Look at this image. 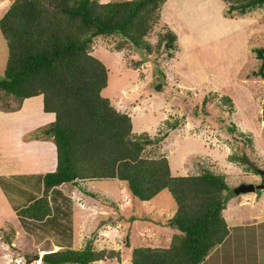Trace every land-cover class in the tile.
Listing matches in <instances>:
<instances>
[{
    "label": "rangeland",
    "instance_id": "374dc122",
    "mask_svg": "<svg viewBox=\"0 0 264 264\" xmlns=\"http://www.w3.org/2000/svg\"><path fill=\"white\" fill-rule=\"evenodd\" d=\"M12 1L0 0V17ZM166 1L161 8L159 21L153 23L152 31L147 37L152 45L150 51L135 47L129 40L124 41L118 33L97 35L93 38L91 52L108 68L107 85L101 93L109 98L114 107L129 113L135 132L145 130L152 136L162 135L168 128V123L178 121V126L167 130V135L161 141L146 147L145 155L165 154L173 174L196 173L205 168L224 172L229 185L228 190L224 191L227 195L225 203L227 208L229 205L230 207L223 215L233 225V215L236 218H245L256 211H261L262 214L264 208V191L261 192L260 189H264V186L251 191L234 192V187L242 182L259 184L260 172L255 173L252 166L228 157L232 152L245 154L253 161V167L264 170V77L253 73L259 68L261 61L253 47L264 46V5L249 13L240 14L235 11L229 14L223 0ZM166 25L177 34V47L173 50V56L168 55L161 42L158 43L159 34L165 31ZM118 45L120 48H117ZM7 55L8 46L0 30V78L4 74ZM162 72L165 76H162ZM158 81L162 83L161 91L153 88ZM223 95H228L231 101L222 98ZM22 101L0 89V167L4 166L0 171L24 170L32 166L38 168L31 164L32 158L26 154V150L31 151L36 144L20 143L26 137L25 131L20 134L19 127L16 126L18 122L15 125L12 120L24 112L26 105L36 109L35 116L41 112L40 120L43 104L40 95ZM30 101L32 103L28 104ZM42 121L47 122L45 118ZM30 133L35 135L41 131L34 129ZM33 138L35 136L30 140H34ZM15 140H19L21 144L17 146L19 151L13 152L11 159H5L10 155L6 151V144L10 145ZM22 151L23 158L15 156H19ZM33 177L37 176L18 178H21L20 183L23 182L21 187L28 184L27 187L35 194L38 192L39 182ZM6 183L11 187L9 182ZM79 183L90 192L80 188V185L65 182L59 184L52 197L69 211L74 206V222L75 219L88 216L89 213L86 214L85 211L90 209L91 218L121 221L119 231L114 234L120 244L125 242L126 228L132 221L127 216H133L137 222L147 225L148 220L144 219L150 208L148 215L151 212L156 217L157 224L167 226L164 230L161 225L153 223L152 227L157 229H153L148 235L163 232L165 236L161 240L148 239L150 243L166 245L172 236L169 235L170 229L177 232L175 227L165 221L173 211L166 213V210L176 207L167 189L161 190L148 200H140L130 194L125 181L117 178L92 179ZM255 191L259 196L253 204L250 197ZM91 192H96V195ZM6 194L10 195V192ZM244 199H248L247 202L241 203ZM111 201L114 202L113 205L110 204ZM128 201H131V207L126 204ZM84 203L89 205L87 210L79 207ZM90 203L95 204L91 206ZM117 203L121 206H118L119 209ZM231 206L232 210L235 209L233 215L230 213ZM160 207L165 212L162 215L157 213ZM257 212L255 219L251 220L258 221L252 223L247 228L248 233L239 240V248H246L250 254L248 258L237 259V264H264V220L260 217L262 215L257 216ZM122 216L126 218H121ZM0 226H3L0 232L4 238L7 234L12 236L14 229L18 230L19 245L22 247L19 254L24 261L29 254L37 252L36 246H31L29 241L25 242L26 237L29 239L25 234L27 232L21 228L14 210L9 208L3 196H0ZM35 226L37 239L45 228L51 230V225L48 224L43 229ZM76 229L75 224L74 230ZM231 229L233 233H237L246 227L236 226ZM53 237L58 238L57 235H50V239L41 243L42 246H50ZM85 239L80 244H84ZM130 239L132 245L145 244L131 234ZM81 246L83 245L76 248ZM104 246L119 248L116 245ZM121 249L123 263L131 264L130 252L125 248ZM12 255L15 254L11 253V259ZM102 263L118 262L102 259ZM230 263V260L224 261V264ZM11 264L16 263L13 261Z\"/></svg>",
    "mask_w": 264,
    "mask_h": 264
},
{
    "label": "trees",
    "instance_id": "16d2710c",
    "mask_svg": "<svg viewBox=\"0 0 264 264\" xmlns=\"http://www.w3.org/2000/svg\"><path fill=\"white\" fill-rule=\"evenodd\" d=\"M223 1L229 14H242L264 5V0ZM164 2L13 0L0 17V30L8 46L0 89L21 101L41 95L43 110L54 114L42 132L51 136L55 144V167L43 173L41 194L17 208L16 214L34 220L51 215L49 192L65 182L80 185L89 193L79 182L117 178L125 181L131 195L140 200L167 189L176 208L166 223L177 232L167 245L133 246L131 264H198L229 231L223 215L227 197L224 191L229 186L226 174L209 168L173 174L165 154L145 155L146 147L161 141L167 130L178 126V121L168 123L162 135L133 131L129 113L114 107L102 95L108 68L91 52L95 36L113 33L150 51L152 45L147 37L161 17ZM166 26L158 43L173 56L177 34ZM253 50L261 59L253 73L264 77V46ZM161 87V81L153 85L156 91ZM222 98L231 101L228 95ZM228 157L260 172L245 154L232 152ZM125 243L128 245L127 238ZM113 258L121 260V251L97 248L93 237L86 238L80 248L61 247L42 255L47 264H93L95 260Z\"/></svg>",
    "mask_w": 264,
    "mask_h": 264
},
{
    "label": "crops",
    "instance_id": "0c3cea01",
    "mask_svg": "<svg viewBox=\"0 0 264 264\" xmlns=\"http://www.w3.org/2000/svg\"><path fill=\"white\" fill-rule=\"evenodd\" d=\"M165 2H167V1L165 0ZM253 10L254 9L247 11L245 13H249ZM229 17H233V16L229 15ZM35 96H38V95L29 96V97L24 98L23 100L25 102L27 99H29L31 97H35ZM41 101H42V96H41ZM30 103H32V101L28 102V104H30ZM35 112H36V109L33 106L26 105L24 112L22 114H20L19 116H17L16 118H14L12 120V124L16 125L18 122V124L16 126L19 127L20 134H22L25 131L26 137H25V139H21L20 143H27V145L28 144H34V143L36 144L34 149H33V147L31 148L29 146L32 150L29 151L27 149L26 154L29 158H32L31 164L36 165L38 168L35 169V167L32 166V167L24 169V170L0 171V196H3L6 200L9 208L14 210L15 215L18 219V222L21 225V228L27 232L25 234L29 237V239L26 237L27 241H25V242L29 241V244L31 246H36L37 252H35L34 254H29L27 256V259L24 261L22 255L19 254L20 253L19 251L22 247L19 245V237L17 236L18 230L14 229L13 235L10 236L9 234H7L6 238H4V236H2L1 232H0V264H11L13 261L16 264H47V263H44L42 261V255L44 252H46L48 250H55V249H58L61 247H74V248L79 247L80 245H83L82 243L80 244V241H82L86 237H93L94 244L97 246V248H101V247L114 248V247H108V246H104V245L119 246V248H115V249H119L121 251V260H117L115 258L107 259V260H115L116 262H118L117 264H124L123 263V261H124L123 251H122L123 249H121V247L125 248V250H127V252L131 253V248L133 246H136V245H132V242L130 239V234H131V236H134L135 238H139V241H141L142 243H145V245L146 244L159 245L158 243H153V244L150 243L148 241V239H150V240L151 239L161 240L162 237L165 236V233H163V232L159 233L158 232L156 235H153V234L148 235V234L152 233L154 231L153 229H155V230L157 229V227H152V226H154L153 223H156V225H158V226L161 225V227H163L164 230L166 229L167 226H164L163 224H157V222H156L157 220H155L156 217L153 216V214L151 212H150L151 216L148 215L150 208L146 211L147 215H145V219H144V220H148V222H147L148 224L146 223L147 225H145L144 223H141V222H137V219H135L133 216H127L128 218L131 217V219H132L131 223H129V227L126 228L125 237H124V240L127 238L128 245L125 242H122L119 244L118 239L115 237L114 234L116 233V231H119V229H120L119 226H120V223H122V222L118 221V220H116L115 222H113L111 220L110 221H102V220L100 221L99 218L94 217V216H93L94 218H91V216H90V214L92 213V212H90L91 209L88 211H85L86 214L89 213L88 216H83V218L75 219L76 221L74 222V218H73V216L75 215L74 206H72V211H69V210H67L66 206H63L59 203L60 201L53 200V198H52L54 190L57 191L58 186H60L61 184L54 186L49 192V199H50V203H51L52 210H53L51 215L47 216L43 220H34V219L25 218V217H20L16 214L17 208L27 204L30 200L34 199L35 197H37L41 194V192H42V175L46 170L54 169L55 164H56V148H55V144L52 140V137L49 135H46L45 133L42 132V127L47 125L53 119L54 115L52 112L44 111L43 107H42V112H43L42 114L43 115L41 116V118L39 120V116L41 115V112H39V113L37 112L38 113L37 116H35ZM44 118L47 122L42 121ZM28 126H31V127H28ZM34 129H39L41 131V133L31 135L30 132L34 131ZM33 136H35V138H33L34 140H30L31 137H33ZM18 141L17 140L12 141L10 144L11 147H10V145L6 144V146H5L6 151L10 155H12L13 152L15 153V152L19 151L17 146L20 143ZM32 142H34V143H32ZM23 153H24V151H22V153H20L19 156L18 155H15V156L23 158V156H21V155H23ZM10 155L6 156L5 159L6 158L11 159L14 156V155H12V156H10ZM42 167H44V168H42ZM2 168H4V166L0 167V169H2ZM24 176H27V177L37 176V177H33V178L35 180L38 179L37 180V182H39L38 183V192H36L34 194L32 192V190H30L29 187H27L28 184L26 186L21 187V184H23V182L20 183V181H21V178H24ZM18 177H21V178L19 179ZM6 180H8V181H6ZM24 181L27 182L28 180H24ZM6 182H9V184H11V187H9V185ZM19 186L21 187L20 189H18ZM17 189H18V193H16ZM260 189H261V192H262V190L264 191L263 188H260ZM7 192H10V195H7L6 194ZM55 194H56V192H55ZM258 196L259 195L256 193V191L253 193V195H251L250 199H251V201H254L253 204L257 201ZM255 198H256V200H255ZM247 200L248 199H244L241 201V203L247 202ZM263 202H264V199H263ZM93 204H95V203H93ZM93 204L90 203L91 206ZM126 204H130V207H131L132 203H131V201H128ZM111 205H113V203ZM88 206L89 205H86L85 203H84V205L83 204L81 206L79 205V207L81 209H85V210H87L89 208ZM118 206L119 205L117 203V209H119V207H121V206H119V207ZM229 207H230V205L228 206V208L226 205L225 208L223 209V212L226 213V211L229 209ZM233 207L235 208L234 205H233ZM122 208H124V207H122ZM175 208L171 207L170 210H168V211L166 210V213L171 212L173 210L171 212V214H173ZM256 210H257V208L254 211H256ZM151 211H153V210H151ZM162 211L163 210L161 208L159 210V212H157V213L162 215V213H165ZM234 211H235V209L232 210V206H231L230 213L232 215H233ZM252 211H253V209H252ZM256 212H254L253 215H249L248 217H245V218H241V217L236 218L233 215V217L231 219V222L233 223V225L230 222H227L228 230H229L227 236L220 243L215 245L209 251V253L206 255L205 259H203L198 264H224L225 260H230L231 261L230 264H237L236 263L237 259H244L246 257L248 258L250 252L246 248H242V249L239 248V245L241 244L239 242V240L242 238V235L248 233L247 228L250 227L252 223H255L258 221V220H251V219H255L254 215ZM257 213H259V214H257V216L262 215L260 217H262V219L264 220V208H263L262 214H261V211H259ZM105 214H107V212ZM106 216H108V215H106ZM121 218L125 219L126 217L122 216ZM225 218H226V216H225ZM167 219H165V221ZM246 220L248 222H245ZM234 221L236 223L235 225H234ZM46 224L51 225V227H50L51 230H48L47 228H45V230L40 234L41 236L37 239L36 238L37 235L35 234V229H34V227H36L35 225H37L43 229V227H45ZM75 224H76V228L78 229V230L76 229V231L74 230ZM28 225L30 227H27ZM65 225H67V226H65ZM144 225H145V228H144ZM236 226H240V227L245 226L246 229H242L240 232L237 231V233H233L232 232L233 229H231V228L232 227L235 228ZM1 227H3V226H0V228ZM67 228H68V230H66ZM148 229H151L152 231H148ZM169 232H167V233H169V235H172L174 233L173 229H170ZM50 235H52V236L57 235L58 238L53 237V240L51 241L50 246L49 245L48 246H42L41 243H43L44 240L50 239ZM170 239H171V237L169 238V242H170ZM169 242H168V244H169ZM11 253L15 254V255H12V259H11ZM252 254H254V253H252ZM63 264H79V263H75V262L70 263L69 262V263H63ZM93 264H103L102 259L95 260L93 262Z\"/></svg>",
    "mask_w": 264,
    "mask_h": 264
},
{
    "label": "water",
    "instance_id": "95a60500",
    "mask_svg": "<svg viewBox=\"0 0 264 264\" xmlns=\"http://www.w3.org/2000/svg\"><path fill=\"white\" fill-rule=\"evenodd\" d=\"M261 181L259 184H255L253 182H242L234 187V192H246L255 190L256 187H263L264 186V170L260 169Z\"/></svg>",
    "mask_w": 264,
    "mask_h": 264
}]
</instances>
